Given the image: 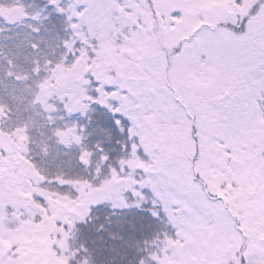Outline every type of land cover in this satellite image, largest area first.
I'll return each mask as SVG.
<instances>
[{
  "label": "rangeland",
  "instance_id": "1",
  "mask_svg": "<svg viewBox=\"0 0 264 264\" xmlns=\"http://www.w3.org/2000/svg\"><path fill=\"white\" fill-rule=\"evenodd\" d=\"M16 1L0 0V264L58 261L44 225L53 211L70 213L73 198L43 187L44 164L32 160L39 135L40 149L57 142L102 173L101 188L75 206L88 211L114 197L161 204L145 264H264V155L255 153L264 138L263 0L258 8L259 0H51L61 34L43 29L36 2ZM241 14L245 36L221 27ZM71 32L121 40L122 53L145 62L124 71L129 85L106 81L113 93L96 73L99 99L132 123L116 165L92 151L77 123L93 111L87 79L96 65L66 42ZM228 120L255 136L240 137Z\"/></svg>",
  "mask_w": 264,
  "mask_h": 264
},
{
  "label": "trees",
  "instance_id": "2",
  "mask_svg": "<svg viewBox=\"0 0 264 264\" xmlns=\"http://www.w3.org/2000/svg\"><path fill=\"white\" fill-rule=\"evenodd\" d=\"M24 1L17 0L16 2L24 3ZM28 1L36 2L37 7L32 8L36 9L39 16L43 15L42 21L45 20L43 24L46 27L43 29L46 32L61 34L60 30L63 28L61 23L64 20L61 19L62 15H57L53 9L54 3L51 0ZM261 1L259 0V3L255 4L257 8L261 6ZM247 19L246 15L241 14L238 24L225 23L223 26L220 25L234 30L238 36H245L244 28ZM213 26L218 27L219 23L216 24L215 22ZM66 35V42L70 45L73 44L78 52L85 49L87 58H89L88 62L95 61L96 65L95 68H92L89 79H87L89 81L87 86H90L89 90L92 91L90 92L97 96L96 99L93 96V98L90 97L91 99L86 100V104L93 105V111L91 115L78 116L77 123L80 124V129H83L86 133L87 142L92 151L95 154L97 153L96 155L103 156L106 162L116 165L119 162L116 154L121 153L131 144L132 136L129 131L132 123L124 113L112 111L107 106V101L102 102L99 99V91L96 90V85H98L100 78L96 73H100V76L105 79L103 86L105 85L106 92L113 93V91L117 92L118 90H113L114 85L106 84V81L118 80L120 84L129 85L132 81H135L133 80L134 77L130 76L131 73L128 76L124 71L127 72L134 67H137L135 69H140L138 67L144 68L145 62L142 65H137L138 63L130 58L129 53H122V49L125 48L121 40H115L111 37L108 41L99 37V32H94L93 36L87 35V41L92 40L90 42L77 39L75 33H72L70 37L68 34H65V37ZM99 38H101L100 41ZM105 44L106 46H104ZM176 48L178 49L179 45ZM108 49L113 58L110 55L100 53V51L108 53ZM174 55L173 51L168 52L167 62L169 68ZM22 60L20 52L16 61L21 64ZM97 64L100 66H97ZM126 76L127 78H125ZM151 76L154 77L152 74ZM154 78L174 86L167 75L161 76L159 73ZM99 86L101 85L99 84ZM114 103L117 104V102ZM121 118L123 119L120 121L125 123H121L125 127L123 131L117 124V120ZM227 125V127H233L240 137L243 134L242 132L248 138H251L252 135L255 136L254 133L238 129L239 127L233 125L230 120H228ZM41 140L42 138L39 135L33 148L36 147V150L39 149L40 151L35 152L32 160L39 166L44 164L43 187L52 190V196L58 200L69 194L73 201L72 203L69 201L68 205L74 206L66 216L53 211L50 223L44 225H49L48 237L55 242L54 251L50 255L51 260L57 257V264H145L146 252L150 249L149 246L156 237L157 222L163 216L161 204L133 205L114 197L111 203H93L88 211L79 205L75 206L73 203L85 196L96 193L101 188L102 173L95 170L93 164H89L85 154H81L80 151L72 150L69 153L64 151V146L57 142L52 143L48 148L41 147L40 149L39 141L41 142ZM243 141V138H239L236 144L240 145ZM59 147L61 150H59ZM257 147L260 148L255 153L257 156L262 157L264 155V138L258 141ZM94 164H96V161H94ZM40 201L41 204H46L47 198L45 195L41 197ZM37 219L41 220L42 223L45 222L40 212L37 214ZM238 257L242 258V254H238ZM39 262L42 261L39 260Z\"/></svg>",
  "mask_w": 264,
  "mask_h": 264
}]
</instances>
